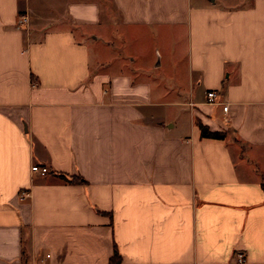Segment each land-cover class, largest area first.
<instances>
[{"label":"crops","instance_id":"obj_1","mask_svg":"<svg viewBox=\"0 0 264 264\" xmlns=\"http://www.w3.org/2000/svg\"><path fill=\"white\" fill-rule=\"evenodd\" d=\"M263 185L264 0H0V264H264Z\"/></svg>","mask_w":264,"mask_h":264},{"label":"rangeland","instance_id":"obj_2","mask_svg":"<svg viewBox=\"0 0 264 264\" xmlns=\"http://www.w3.org/2000/svg\"><path fill=\"white\" fill-rule=\"evenodd\" d=\"M150 44L151 43L148 42L146 44L144 43L141 44V49L142 50L144 49L143 51L145 52V54L150 49ZM143 51L141 52L142 54H144ZM138 52H140V41H138V39L131 40L130 38L123 42L116 41L114 46H111L105 51V53L108 55V59L113 60L115 62L117 61V58H119V54H124L127 55L128 57H134L136 66H140V65L142 66L143 64L146 65L148 61L151 62V59L149 60V58L144 60L142 57L138 56L139 55ZM158 72L165 73L166 70L164 67H161Z\"/></svg>","mask_w":264,"mask_h":264},{"label":"trees","instance_id":"obj_3","mask_svg":"<svg viewBox=\"0 0 264 264\" xmlns=\"http://www.w3.org/2000/svg\"><path fill=\"white\" fill-rule=\"evenodd\" d=\"M199 128H200L202 138L215 139V140L225 139L226 134L224 132H213L209 130L208 127L204 126L201 123H199ZM263 188H264V185H263ZM120 263H121V255L119 254L118 250L115 249L114 255L111 259V264H120Z\"/></svg>","mask_w":264,"mask_h":264},{"label":"built area","instance_id":"obj_4","mask_svg":"<svg viewBox=\"0 0 264 264\" xmlns=\"http://www.w3.org/2000/svg\"><path fill=\"white\" fill-rule=\"evenodd\" d=\"M21 22L22 23H26L28 22V17L26 15H22L21 17ZM217 97V92L214 91V90H211V91H208L207 92V98H208V101L209 102H214L215 99ZM228 110V106H224V111H227ZM32 170L35 171V172H40L42 174H46L49 172V169L47 166H38V165H35L32 167ZM240 261L243 262V258H240Z\"/></svg>","mask_w":264,"mask_h":264}]
</instances>
